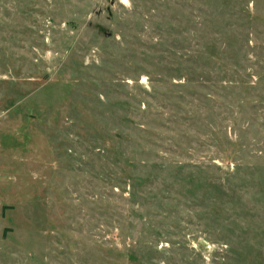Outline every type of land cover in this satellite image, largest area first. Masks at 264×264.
I'll list each match as a JSON object with an SVG mask.
<instances>
[{
  "label": "rangeland",
  "instance_id": "374dc122",
  "mask_svg": "<svg viewBox=\"0 0 264 264\" xmlns=\"http://www.w3.org/2000/svg\"><path fill=\"white\" fill-rule=\"evenodd\" d=\"M0 264H264V0H0Z\"/></svg>",
  "mask_w": 264,
  "mask_h": 264
},
{
  "label": "clouds",
  "instance_id": "9594fccd",
  "mask_svg": "<svg viewBox=\"0 0 264 264\" xmlns=\"http://www.w3.org/2000/svg\"><path fill=\"white\" fill-rule=\"evenodd\" d=\"M123 3H125V5L130 7V0H123Z\"/></svg>",
  "mask_w": 264,
  "mask_h": 264
}]
</instances>
